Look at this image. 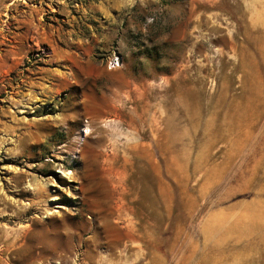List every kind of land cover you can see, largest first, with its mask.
<instances>
[{"label":"rangeland","instance_id":"1","mask_svg":"<svg viewBox=\"0 0 264 264\" xmlns=\"http://www.w3.org/2000/svg\"><path fill=\"white\" fill-rule=\"evenodd\" d=\"M251 134L264 0H0V264H264V229H200L261 193Z\"/></svg>","mask_w":264,"mask_h":264},{"label":"crops","instance_id":"2","mask_svg":"<svg viewBox=\"0 0 264 264\" xmlns=\"http://www.w3.org/2000/svg\"><path fill=\"white\" fill-rule=\"evenodd\" d=\"M260 138L261 137H259V140L262 141ZM232 140L233 139H231V141ZM251 141H254L253 134L245 138L242 137L241 140L236 141L240 142L241 145L238 148V151H229L231 154L229 170L230 173L236 174V178L238 180L240 179L238 177L240 172L246 173V176L243 178V180H241V182H245L247 184L246 187L248 188L252 184L253 189L260 191L261 193H256L252 197L253 199L250 198L251 200L235 198L225 203H222L220 201L216 204L217 207L207 210L203 215L200 224V229L204 236H208V231H211L213 229L214 232H217V234L214 233V236L221 237L224 235L227 237L242 240L245 238H249V236L253 237L256 235H248V233H256L257 231L259 232L264 229V193H262L264 192V187L254 186V183L256 184V182H258L259 185L264 184V179H261V177H259V175L264 173V152L261 151V149L260 151L256 149L254 150V148L249 151L247 145L242 148L243 143H249ZM202 163V166L206 165L204 161H202ZM211 168L212 169H210V171L215 173V167ZM199 171H202V169H200ZM214 180L210 183V185H206L205 182L203 183V185H200L199 189L203 191L204 197L208 195L209 191L215 189L217 185L222 182V178ZM231 188L245 189V186H243L241 183L238 184L237 182L236 186L231 185ZM247 215L252 216L251 220H248Z\"/></svg>","mask_w":264,"mask_h":264},{"label":"bare ground","instance_id":"3","mask_svg":"<svg viewBox=\"0 0 264 264\" xmlns=\"http://www.w3.org/2000/svg\"><path fill=\"white\" fill-rule=\"evenodd\" d=\"M117 114H118V112H117ZM117 114H116V115H117Z\"/></svg>","mask_w":264,"mask_h":264}]
</instances>
